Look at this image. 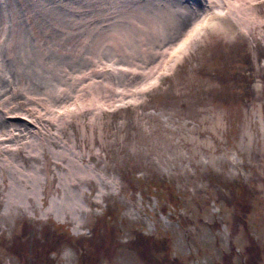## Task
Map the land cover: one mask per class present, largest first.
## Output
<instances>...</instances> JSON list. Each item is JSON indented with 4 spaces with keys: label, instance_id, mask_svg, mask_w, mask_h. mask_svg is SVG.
Listing matches in <instances>:
<instances>
[{
    "label": "rangeland",
    "instance_id": "374dc122",
    "mask_svg": "<svg viewBox=\"0 0 264 264\" xmlns=\"http://www.w3.org/2000/svg\"><path fill=\"white\" fill-rule=\"evenodd\" d=\"M231 1L242 19L211 27L171 76L152 80L159 87L106 102L84 87L53 114L84 164L115 184L104 200L84 188L79 233L70 217L40 219L58 195L50 164L39 173L45 202L0 222V264H26L25 240L51 242L53 264H264V0ZM149 114L172 129L169 145Z\"/></svg>",
    "mask_w": 264,
    "mask_h": 264
},
{
    "label": "bare ground",
    "instance_id": "6f19581e",
    "mask_svg": "<svg viewBox=\"0 0 264 264\" xmlns=\"http://www.w3.org/2000/svg\"><path fill=\"white\" fill-rule=\"evenodd\" d=\"M2 3L6 9L0 11V222L14 221L18 211L27 209L36 198L38 206L45 202L41 183L46 178L42 180L39 173L48 174L53 164L56 173L51 182L58 183V195L48 200L40 219L47 214L58 221L70 217L81 233L82 204L92 203L84 188L98 186L97 197L104 200L115 179L95 174L84 164V154L75 152L76 138L70 144L63 119L54 122L53 114L55 118L61 110L67 111L69 101L84 87L100 94L104 102L123 94L132 97V90L135 97L152 91L161 83L152 80L171 76L211 27L215 26L213 35L231 30L242 19L240 9L231 0ZM231 10L238 11L233 22L221 20L231 16ZM147 117L154 121V132L169 145L172 129L158 115ZM43 157L44 165L38 166ZM42 241L34 246L25 240L29 248L26 264H53L49 257L53 246Z\"/></svg>",
    "mask_w": 264,
    "mask_h": 264
},
{
    "label": "flooded vegetation",
    "instance_id": "af4514ba",
    "mask_svg": "<svg viewBox=\"0 0 264 264\" xmlns=\"http://www.w3.org/2000/svg\"><path fill=\"white\" fill-rule=\"evenodd\" d=\"M35 260H36V261L38 260V257H37V256L35 257Z\"/></svg>",
    "mask_w": 264,
    "mask_h": 264
}]
</instances>
